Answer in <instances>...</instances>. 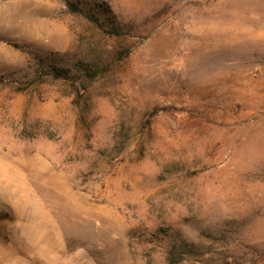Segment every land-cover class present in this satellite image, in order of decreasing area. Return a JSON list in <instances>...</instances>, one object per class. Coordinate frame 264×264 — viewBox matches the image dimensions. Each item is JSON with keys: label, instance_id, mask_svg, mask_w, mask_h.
Here are the masks:
<instances>
[{"label": "rangeland", "instance_id": "1", "mask_svg": "<svg viewBox=\"0 0 264 264\" xmlns=\"http://www.w3.org/2000/svg\"><path fill=\"white\" fill-rule=\"evenodd\" d=\"M0 264H264V0H0Z\"/></svg>", "mask_w": 264, "mask_h": 264}]
</instances>
